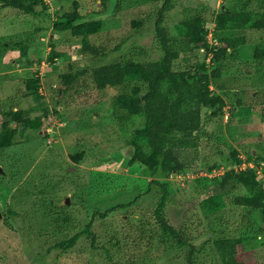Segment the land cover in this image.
Returning <instances> with one entry per match:
<instances>
[{"label": "rangeland", "instance_id": "1", "mask_svg": "<svg viewBox=\"0 0 264 264\" xmlns=\"http://www.w3.org/2000/svg\"><path fill=\"white\" fill-rule=\"evenodd\" d=\"M46 1L47 10L42 17L0 6V110L21 109L29 111L24 117L43 120L42 129L37 131L20 125L13 144L0 150V264H74L77 261L65 254L59 257L54 243L80 231L94 209L103 211L121 203H130L131 207L115 210L105 226L116 227L117 233H121L120 226L129 232L132 222L147 233L145 225L154 229L152 211L161 193L154 181L169 184L171 199L164 209L166 220L176 228H186L193 244L202 248L200 254L194 255L195 264H220L211 243L222 237L239 241L236 252L246 264H264L260 211L228 202L223 209L203 215L194 199L201 184L224 172L230 148L236 149L245 161L252 155L254 160L264 157V60L253 58L254 46L264 42V30L217 32L220 36L246 40L214 63L221 76L211 79L209 87L226 101L222 117L210 116L206 108L201 110L199 164L165 177L159 169L149 171L139 162L128 165L132 149L124 144V137L141 121L129 120L121 126L124 132L119 129L120 120L114 119V111L118 115L122 109H116L113 102L123 92L122 87L95 89L89 84L56 106L46 90L48 82L59 74L118 61L134 46L137 47L134 54L140 61L159 58L161 52L151 28L135 29L130 24L132 19L144 15L141 12L144 7L128 6L114 13L110 5L109 13L100 14L98 11L105 7L98 2L76 0L82 15L97 13L96 18L101 20L100 30L89 36L93 47L89 54L81 51L80 37L52 27L56 14L67 10L75 0ZM204 2L209 0H173L172 8L164 14L163 25L169 37L175 38L174 48L183 51L172 62L173 70L202 61L210 64V53L186 45L178 28L182 19L191 20L193 15L201 14L212 41V29L221 10L264 9V0H217L211 10H203ZM52 54L59 56L49 61ZM35 77L40 79L38 96L29 94L30 80ZM82 79L89 83L87 74ZM130 87L127 84L126 89ZM232 107L235 110L230 111ZM81 150L84 155L76 163L71 154ZM142 152H147L144 145ZM212 163L221 167L209 174L207 168ZM249 165L255 168L253 162H245L240 168ZM257 173V179L264 185V172L258 168ZM239 192L240 189L232 191L228 201ZM87 193L97 198L85 202L82 199ZM40 196L53 198L60 204L50 205ZM9 210L16 211L18 216L10 215ZM103 224L98 222L94 227L100 234L104 231ZM78 244L83 247L85 240L82 238ZM95 256L97 264H102L101 257ZM154 261L185 264L180 250L169 247Z\"/></svg>", "mask_w": 264, "mask_h": 264}, {"label": "trees", "instance_id": "2", "mask_svg": "<svg viewBox=\"0 0 264 264\" xmlns=\"http://www.w3.org/2000/svg\"><path fill=\"white\" fill-rule=\"evenodd\" d=\"M0 1L2 8H14L32 17L45 16L47 10V2L44 0ZM94 1L107 8L98 11L100 14L107 13L110 5L114 13L128 6L144 7L141 10L144 15L132 19L130 24L135 29L143 26L151 28L161 56L154 60L140 61L134 54L137 52L134 49L137 47L134 46L118 61L91 66L89 69L69 70L48 82L46 90L50 100L55 106L61 105L67 98L88 88L89 84L95 89L107 86L122 87L123 92L113 102L116 109H122L118 115L114 111V119L120 120L119 129L124 132L121 126L129 120L137 118L141 121L140 125L124 137V144L132 149L128 165L139 162L149 171L159 169L165 177L195 167L200 160L198 143L201 138L199 132L202 129L201 110L206 108L210 116L222 117V109L226 102L209 87L211 79L221 76V70L214 63L224 57L228 50L246 43L245 37L220 36L217 32L229 29L264 30V9L239 11L220 9L212 29V41L209 40V29H206V20L201 14L193 15L191 20L182 19L178 23V28L186 40V45L188 44L190 49H202L210 53V64L206 65L202 61L185 69L173 70L172 62L183 52L174 48L175 38L169 37L163 25L164 14L172 8L173 0ZM78 7L79 2L75 0L67 10L56 14L52 19V27L54 30L69 31L72 36L80 37L81 51L90 54L93 47L90 45L89 36L100 30L101 20L96 18L97 13L82 15ZM205 9H212L207 2H204L203 10ZM58 56L59 54L49 55V61ZM253 58L264 60V42H257L254 46ZM83 74L88 75L89 83H86L85 79L81 80ZM39 82L38 77L30 80L29 87L32 91L29 94L38 96ZM127 84L131 86L129 89H126ZM239 105L237 101V106ZM27 112L29 111L21 109L0 110L2 117L0 150L13 144L20 125L31 131L42 129L43 120L24 117ZM44 113L46 116L47 111ZM210 137L211 134L208 135V138ZM143 145L147 149L146 153L142 152ZM83 155L84 152L81 150L78 154H71V158L78 163ZM226 160L227 167L225 165L224 172L210 177L208 183L201 184L200 193L193 197L197 208L203 215H207L223 209L228 202H232L234 205L258 210L263 222L261 230L264 231V185L257 179L258 168L264 172V157L254 160L252 155L245 161L238 156L236 149L230 148ZM245 162H253L255 168L247 166L241 169L240 166ZM220 167V164L212 163L208 165L207 173L210 174ZM154 184L158 185L161 192L159 201L152 211L154 229L145 225L148 230L146 233V230L139 229L130 222L129 232L120 226L121 233H117L116 227L105 226L111 213L117 209L131 207L130 203L114 205L103 211L94 209L80 231L54 243L53 248L59 252V257L65 254L66 257L77 261L74 264H97V259H94L96 254L101 257L102 264H157L154 258L157 259L169 247L180 250L185 264H195L194 255L200 254L202 248L193 244L192 236L186 228H176L166 220L164 209L167 201L171 199L168 182L154 181ZM238 189L241 192L228 201L227 198L231 196L232 191ZM95 198H97L95 195L87 193L82 200L90 202ZM40 199L44 202L49 201L50 205L60 204L53 198L40 196ZM187 211H190L189 208ZM8 212L12 216H18L16 211ZM98 222H105L101 234L94 228ZM65 227L61 229L62 232L65 231ZM82 238L85 245L80 247L78 243ZM238 244L239 241L235 238L222 237L215 239L211 246L220 264H246L242 255L236 252Z\"/></svg>", "mask_w": 264, "mask_h": 264}, {"label": "water", "instance_id": "3", "mask_svg": "<svg viewBox=\"0 0 264 264\" xmlns=\"http://www.w3.org/2000/svg\"><path fill=\"white\" fill-rule=\"evenodd\" d=\"M216 1H217V0H209V6H210L211 8H215V6H216ZM221 8H222V6H220V9H221ZM43 125H45V124H43ZM65 202L68 203V198H66Z\"/></svg>", "mask_w": 264, "mask_h": 264}, {"label": "built area", "instance_id": "4", "mask_svg": "<svg viewBox=\"0 0 264 264\" xmlns=\"http://www.w3.org/2000/svg\"><path fill=\"white\" fill-rule=\"evenodd\" d=\"M44 1L48 3V1H46V0H44ZM208 37H209V33H208ZM249 166H251V165H249Z\"/></svg>", "mask_w": 264, "mask_h": 264}]
</instances>
